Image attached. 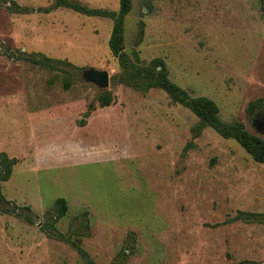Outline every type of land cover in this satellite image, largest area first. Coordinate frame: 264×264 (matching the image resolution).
Wrapping results in <instances>:
<instances>
[{
  "label": "rangeland",
  "instance_id": "rangeland-1",
  "mask_svg": "<svg viewBox=\"0 0 264 264\" xmlns=\"http://www.w3.org/2000/svg\"><path fill=\"white\" fill-rule=\"evenodd\" d=\"M52 2L0 0V153L16 160L0 183L11 202L0 204V264H86L74 244L93 264H264V164L197 130L164 91L133 87L108 49L111 20L45 13ZM262 4L131 0L123 52L140 67L163 60L172 83L264 141V105L246 114L264 98ZM39 55L63 63L27 61ZM89 69L106 71L108 86L84 81ZM57 198L67 213L48 233ZM13 204L29 206V220L5 212Z\"/></svg>",
  "mask_w": 264,
  "mask_h": 264
},
{
  "label": "trees",
  "instance_id": "trees-1",
  "mask_svg": "<svg viewBox=\"0 0 264 264\" xmlns=\"http://www.w3.org/2000/svg\"><path fill=\"white\" fill-rule=\"evenodd\" d=\"M262 1L261 13L264 19V0ZM65 8L75 13L82 14L90 17H101L112 21V29L108 39V49L110 54L116 58L118 66L122 71L130 74L135 82L132 83L133 87L140 91H148L152 88H157L164 91L168 97L175 103L181 104L187 108L197 119V130L204 127H209L214 130L223 139H233L256 163L264 164V141L244 128L243 124L238 121L223 122L218 114L219 109L217 105L207 97H191L189 94L181 89L176 84L172 83L168 78V71L163 60L159 58L152 59L144 67H140L138 55L135 53L134 62L130 60L129 56L123 52V25L124 18L131 10V0H118L117 11H109L104 9L88 8L78 2L71 0H53L51 6L43 9L45 13L51 10ZM31 64L40 68L55 70L60 62L52 60L44 55L39 57L27 58ZM67 86V85H66ZM111 102L110 94L106 93L99 97V104L101 107L108 106ZM264 105V98H258L250 101L246 108L247 116L254 114V112ZM14 158H8L3 152L0 153V183L9 179L12 167L15 165ZM0 204H8L11 202L6 200L0 194ZM27 211L26 214H21L17 210ZM5 212L14 214L17 217H23L29 220L32 214L29 206L17 207L13 204L12 208L6 209ZM67 213V203L64 198H57L51 210L46 212L49 219L43 224L46 232L54 229V224L57 220L64 217ZM87 213L85 212L84 215ZM87 227V225L85 226ZM74 247L79 256L86 262V264H93L89 260L88 255L81 248L74 244Z\"/></svg>",
  "mask_w": 264,
  "mask_h": 264
},
{
  "label": "water",
  "instance_id": "water-1",
  "mask_svg": "<svg viewBox=\"0 0 264 264\" xmlns=\"http://www.w3.org/2000/svg\"><path fill=\"white\" fill-rule=\"evenodd\" d=\"M108 73L106 71H96V70H85L83 72V80L96 85L99 88H106L108 86ZM258 131H264V121L257 126ZM264 134V132H262Z\"/></svg>",
  "mask_w": 264,
  "mask_h": 264
}]
</instances>
